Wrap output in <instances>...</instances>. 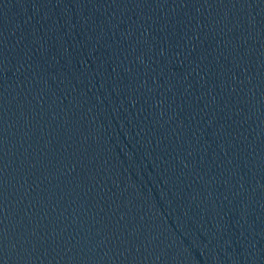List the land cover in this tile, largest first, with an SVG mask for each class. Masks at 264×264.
<instances>
[{
	"label": "water",
	"instance_id": "water-1",
	"mask_svg": "<svg viewBox=\"0 0 264 264\" xmlns=\"http://www.w3.org/2000/svg\"><path fill=\"white\" fill-rule=\"evenodd\" d=\"M0 264H264V0H0Z\"/></svg>",
	"mask_w": 264,
	"mask_h": 264
}]
</instances>
